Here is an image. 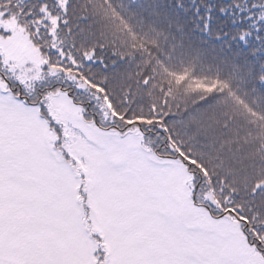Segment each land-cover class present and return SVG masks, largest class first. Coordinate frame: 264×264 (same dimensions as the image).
Here are the masks:
<instances>
[{
  "label": "snow or ice",
  "instance_id": "1",
  "mask_svg": "<svg viewBox=\"0 0 264 264\" xmlns=\"http://www.w3.org/2000/svg\"><path fill=\"white\" fill-rule=\"evenodd\" d=\"M234 7L209 54L135 0H0V264H264V0Z\"/></svg>",
  "mask_w": 264,
  "mask_h": 264
},
{
  "label": "trees",
  "instance_id": "2",
  "mask_svg": "<svg viewBox=\"0 0 264 264\" xmlns=\"http://www.w3.org/2000/svg\"><path fill=\"white\" fill-rule=\"evenodd\" d=\"M178 3L182 7H177ZM236 3L243 5L244 0H135L138 11H158L163 18L183 25L185 38L209 54L220 51L225 43L215 39L217 34L231 36L246 26L241 23L246 20L245 10L236 9ZM204 23L209 25L207 30Z\"/></svg>",
  "mask_w": 264,
  "mask_h": 264
}]
</instances>
